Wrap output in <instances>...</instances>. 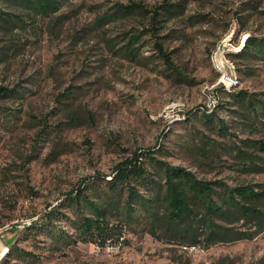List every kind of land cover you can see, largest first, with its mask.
Segmentation results:
<instances>
[{
  "label": "rangeland",
  "instance_id": "1",
  "mask_svg": "<svg viewBox=\"0 0 264 264\" xmlns=\"http://www.w3.org/2000/svg\"><path fill=\"white\" fill-rule=\"evenodd\" d=\"M61 1L0 64V88L24 93L0 98V243L35 257L7 252L0 264H264L262 235L204 249L128 233V245L51 251L44 234L27 232L80 184L139 152L164 149L160 160L204 181L264 183V173L243 172L230 154L243 140H264V118L249 133L232 106L240 92L264 105V61L236 57L249 38H264V0ZM166 2L178 14L160 16L152 31ZM118 4L151 14L106 20ZM219 121L227 136L215 129Z\"/></svg>",
  "mask_w": 264,
  "mask_h": 264
},
{
  "label": "trees",
  "instance_id": "2",
  "mask_svg": "<svg viewBox=\"0 0 264 264\" xmlns=\"http://www.w3.org/2000/svg\"><path fill=\"white\" fill-rule=\"evenodd\" d=\"M62 6L61 0H0V64L18 49L20 35L27 34L37 22L56 16ZM175 9L167 2L157 7L150 20L152 31L158 29L160 16L170 19L177 15ZM137 12L147 20L151 14L141 5L118 4L106 20ZM7 39L9 43L3 45ZM136 40L132 38V42ZM245 45L236 57L264 61V38L251 37ZM156 47L169 64L170 57L162 45L157 43ZM23 97L21 91L0 88L1 99ZM233 99L232 106L237 108L234 114L242 121L243 130L255 132L261 123L256 120L264 118V105L256 95L246 92L233 95ZM218 123L220 129H215L227 136L229 128L224 121ZM162 153L164 149L136 153L119 163L110 176L85 181L51 210L43 227L34 225L27 232L44 234L51 240V251L79 243L128 245V233L204 249L264 236V183L229 186L223 181L200 180L185 168L160 160ZM230 154L239 160L243 172L264 173V140H243L240 146L231 147ZM62 221L70 226L72 234L59 227ZM7 255L13 260L35 258L15 245Z\"/></svg>",
  "mask_w": 264,
  "mask_h": 264
},
{
  "label": "bare ground",
  "instance_id": "3",
  "mask_svg": "<svg viewBox=\"0 0 264 264\" xmlns=\"http://www.w3.org/2000/svg\"><path fill=\"white\" fill-rule=\"evenodd\" d=\"M209 106L212 107L211 105ZM215 107H216V104H214V108ZM7 252H8V249H5V247H3L2 244L0 243V257L3 258Z\"/></svg>",
  "mask_w": 264,
  "mask_h": 264
},
{
  "label": "built area",
  "instance_id": "4",
  "mask_svg": "<svg viewBox=\"0 0 264 264\" xmlns=\"http://www.w3.org/2000/svg\"><path fill=\"white\" fill-rule=\"evenodd\" d=\"M213 101V108L212 109H214V103H215V101L214 100H212ZM5 249H7V247H5Z\"/></svg>",
  "mask_w": 264,
  "mask_h": 264
},
{
  "label": "water",
  "instance_id": "5",
  "mask_svg": "<svg viewBox=\"0 0 264 264\" xmlns=\"http://www.w3.org/2000/svg\"><path fill=\"white\" fill-rule=\"evenodd\" d=\"M243 49V48H242Z\"/></svg>",
  "mask_w": 264,
  "mask_h": 264
}]
</instances>
